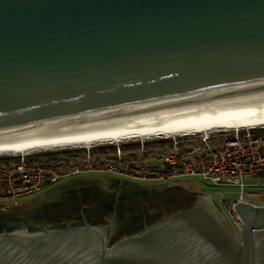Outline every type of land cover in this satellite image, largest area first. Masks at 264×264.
Returning a JSON list of instances; mask_svg holds the SVG:
<instances>
[{
  "label": "water",
  "instance_id": "1",
  "mask_svg": "<svg viewBox=\"0 0 264 264\" xmlns=\"http://www.w3.org/2000/svg\"><path fill=\"white\" fill-rule=\"evenodd\" d=\"M263 99L264 0H0V142ZM189 195L128 198L145 229L111 247L104 209L52 228L61 200L9 222L0 264H264V206L237 202L240 229L208 194L149 216Z\"/></svg>",
  "mask_w": 264,
  "mask_h": 264
},
{
  "label": "rangeland",
  "instance_id": "2",
  "mask_svg": "<svg viewBox=\"0 0 264 264\" xmlns=\"http://www.w3.org/2000/svg\"><path fill=\"white\" fill-rule=\"evenodd\" d=\"M232 133L233 131H218L208 136L154 139L146 142L130 141L128 143H123L120 146L108 144L97 145L96 147L89 148V150L91 151L92 159L97 161L96 163L98 166H108L119 159L118 149L120 148L121 158L129 163L131 167H134L139 171L150 173L157 169L155 167H160L158 158L170 153L175 148L176 142H180V148L186 150L188 147H204L206 145L204 139L207 138L209 139L208 143L211 147H220L223 145L226 137ZM111 147L117 149L116 153H114ZM87 150L88 148H75L39 151L26 155V157H28V161L31 164L42 166L51 164L56 166L62 174H69L73 173L77 166H82V161L87 154ZM4 157L18 158V155H0V159H3ZM16 162L18 161L13 159L9 163L14 164ZM256 182L259 186L247 187L244 191L245 197L257 199L259 196L264 195V180L260 179ZM128 183H130V185L127 187ZM84 187L100 189L101 195L111 197L114 200L116 208L123 205V207H125L124 211L126 210V212H128L126 206V203L128 202L127 196L130 193L139 195L142 192L148 196H157L163 191L166 193V189L169 191L173 188H178L193 196H204L208 194L225 213L227 212V204H234L241 196V190L239 188L219 187L209 181H204L199 178H181L166 185L154 182H131L125 178L111 174L97 173L82 176L73 174L62 178L59 183L48 186L37 194L20 199L17 204H14L11 201L5 203L3 202V199L0 198V224L7 225V227L9 226V228H11L9 222L14 221L26 223L33 229H39L44 226V224L41 223L44 206L48 207L61 200H69L73 197L72 195H74L75 190L78 191V189L80 190ZM122 197L125 198L123 201H121ZM115 206L113 207L115 208ZM117 216L118 214L114 216L113 212L105 213V220L108 225V247H110L113 240L116 239L118 233V222H116L118 221ZM1 217H4L3 220H1ZM64 220H61L63 221V223L61 222L62 224L67 222ZM11 230L12 232L16 231L14 229Z\"/></svg>",
  "mask_w": 264,
  "mask_h": 264
},
{
  "label": "built area",
  "instance_id": "3",
  "mask_svg": "<svg viewBox=\"0 0 264 264\" xmlns=\"http://www.w3.org/2000/svg\"><path fill=\"white\" fill-rule=\"evenodd\" d=\"M205 138L203 147L180 148V142L168 154L160 156V167L153 172H143L131 167L121 158L108 166H98L91 151L73 173L62 174L58 169L31 164L26 156H18V162L0 167V198L3 202L17 204L20 199L37 194L44 188L57 184L69 175L111 174L137 183L170 184L181 178H199L219 187L239 188L237 202L261 206L264 195L257 199L244 196L247 187H258L257 180H264V129L234 131L220 147H211ZM235 202L227 204V216L236 229L243 225L237 214Z\"/></svg>",
  "mask_w": 264,
  "mask_h": 264
},
{
  "label": "bare ground",
  "instance_id": "4",
  "mask_svg": "<svg viewBox=\"0 0 264 264\" xmlns=\"http://www.w3.org/2000/svg\"><path fill=\"white\" fill-rule=\"evenodd\" d=\"M264 129V99L140 120L0 142V155L26 156L39 151L92 148L130 141L208 136L218 131Z\"/></svg>",
  "mask_w": 264,
  "mask_h": 264
},
{
  "label": "trees",
  "instance_id": "5",
  "mask_svg": "<svg viewBox=\"0 0 264 264\" xmlns=\"http://www.w3.org/2000/svg\"><path fill=\"white\" fill-rule=\"evenodd\" d=\"M111 149L114 151V153H116L117 149L115 147H111ZM103 150H105V149H103ZM13 159L16 160V161L19 160V158H11V157H4L3 159H0V167L4 166V165H9L10 164L9 162L12 161ZM46 166L58 169L56 166H53L51 164H48ZM129 185H130V183H128L127 187ZM87 191L89 192V190H87ZM90 191H91V193H93L94 189L90 190ZM81 192H83V191H76L74 193V195H72L73 197L71 199H69V200L64 201V203H66V204L68 202L73 203V201H74L75 204L76 203L78 204V209L80 208V204L81 203H82L83 207L84 206H90L91 202L88 203L87 199L88 198L90 199V196L92 194L90 193L91 195L83 196L85 193H81ZM88 192H86V193L88 194ZM124 199L125 198L122 197L121 201H123ZM166 201L170 202L171 200L170 199H166L165 201L163 200V201H161V204L164 206L166 204ZM261 202L264 203V198L261 200ZM97 203H101V202H97ZM124 209H125V207H123V205L119 206L118 208H113L112 209V204H111V206L109 205V206L104 208V211L106 213L113 212L114 216H116L118 214V216H117V220L118 221H116V219H115V221L118 222V224H117V228H118L117 232L118 233H117L116 239L113 240V242L110 245V247L113 246L117 241H119L120 239H122L124 237L132 236L134 234H137V233H140V232L143 231V224H142L143 223V218L141 216V213L140 214H136L135 213V212H137V211H135L136 209H132V211H130V212H133V214L129 215V216H125L126 210L124 211ZM140 211H141V209H139V212ZM83 213H84L85 217L87 218V220L89 221V223L91 225H99V224L102 223L101 219L99 218V215L98 216H92L88 211H85ZM63 216H64V214H63ZM68 216L67 217L70 220H73L74 222H79V223L82 222V217L78 213H74V214L71 213ZM3 218L4 217H1V220H3ZM6 227H7L6 225L0 224V233L6 232V231L12 232V230H5Z\"/></svg>",
  "mask_w": 264,
  "mask_h": 264
},
{
  "label": "flooded vegetation",
  "instance_id": "6",
  "mask_svg": "<svg viewBox=\"0 0 264 264\" xmlns=\"http://www.w3.org/2000/svg\"><path fill=\"white\" fill-rule=\"evenodd\" d=\"M168 189H166V192H168L167 191ZM165 191H163V192H161L160 193V195L161 194H163ZM92 195L90 196V199L88 198L87 199V201H88V203H90L91 202V205L90 206H84L83 207V205H82V203L80 204V208L78 209V204L76 203H74V201H73V203H71V202H69L68 203V205H69V207H70V209H69V212H70V214L72 213V214H74V213H78L79 215H81V217L84 215V213L83 212H85V211H88L92 216H98V215H100L101 214V212L103 211V209L105 208V207H107V206H111V204H112V209L114 208L113 206H115V204H114V200L111 198V197H103L102 195H100L99 194V196L97 195V190L96 191H94L93 193H91ZM106 198V199H105ZM129 198V200H134L135 202L137 201H139V203H141V199L142 200H144L145 198H146V194H144V196L143 195H131V196H129L128 197ZM204 198V197H203ZM201 198H198V197H196V196H193L192 197V195L190 196H188V199H187V197H186V199H184V200H181V199H176V200H172V199H170L171 201H170V206L171 207H173L175 210L177 209V208H181V207H183V208H185V207H191V206H194L199 200H200ZM97 202H101V203H97ZM104 202V203H103ZM109 204V205H108ZM159 205V204H158ZM165 206V205H164ZM164 206L162 205V204H160V207L159 208H155V210H153V211H150L149 212V216L151 215V216H154V215H158V212L161 210V209H164ZM261 206H264V205H261ZM115 208H116V206H115ZM136 210L135 211H139V209H140V207H137V208H135ZM143 209L141 208V211H142ZM185 210V209H184ZM180 210H176L175 211V213H177V212H179ZM144 211H142L141 212V215H142V218H143V231H144V229H145V226H146V224H144L145 223V220L147 219V216H145V214L143 213ZM143 213V214H142ZM174 213V214H175ZM164 214V213H163ZM162 214V215H163ZM85 216V215H84ZM163 218L164 217H166V215H163L162 216ZM65 219V218H64ZM64 219H62V220H64ZM64 221H67V222H65L64 224H62L63 223V221H61V220H56V221H54L53 223H51V224H53V226H52V228H54V227H58V226H61V224L62 225H66V224H74V225H76V224H82V222L81 223H79V222H74L73 220H70L69 218H67V220H64ZM62 222V223H61ZM155 223H157V222H155ZM155 223H153V224H155ZM99 225H102V223L101 224H99ZM7 226V225H6ZM148 226V225H147ZM43 227H47V226H43ZM43 227H41V228H43ZM16 228L17 229H21V228H24V227H20V226H16V227H13V228H9V226L8 227H6L5 228V230H11V229H15L16 230ZM40 228V229H41Z\"/></svg>",
  "mask_w": 264,
  "mask_h": 264
},
{
  "label": "crops",
  "instance_id": "7",
  "mask_svg": "<svg viewBox=\"0 0 264 264\" xmlns=\"http://www.w3.org/2000/svg\"><path fill=\"white\" fill-rule=\"evenodd\" d=\"M87 175H93V174H87ZM80 176H82V175H80ZM75 177V176H74ZM90 179V178H89ZM91 179H93V178H91ZM78 180H84V179H78ZM85 180H87V179H85ZM94 189V188H93ZM87 190H89V192L87 191ZM90 190H92V188H86V187H84V188H81L80 190L78 189V191H83V192H81V193H85L83 196H87V195H89V193H90ZM74 192H76V190L74 191ZM86 192H88V194L86 193ZM55 204V203H54ZM45 206H44V209H43V215H42V221H41V223H43V224H45ZM41 213V214H42ZM60 220H62V219H60Z\"/></svg>",
  "mask_w": 264,
  "mask_h": 264
}]
</instances>
